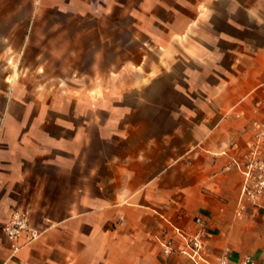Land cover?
I'll list each match as a JSON object with an SVG mask.
<instances>
[{
    "label": "crops",
    "instance_id": "obj_1",
    "mask_svg": "<svg viewBox=\"0 0 264 264\" xmlns=\"http://www.w3.org/2000/svg\"><path fill=\"white\" fill-rule=\"evenodd\" d=\"M0 45V264H264V0H0Z\"/></svg>",
    "mask_w": 264,
    "mask_h": 264
},
{
    "label": "built area",
    "instance_id": "obj_2",
    "mask_svg": "<svg viewBox=\"0 0 264 264\" xmlns=\"http://www.w3.org/2000/svg\"><path fill=\"white\" fill-rule=\"evenodd\" d=\"M254 139L249 145V152L243 162L244 181L241 193L244 197L256 202L264 194V120L254 121L251 124ZM4 232L9 240L15 241L21 234H26L27 241H34L39 233L32 228L29 212L18 211L12 215L4 226ZM16 250L17 247L14 246ZM165 253H171V247L166 245ZM203 241L199 234L186 239L185 249L182 253L186 255L193 264H228L227 259H218L216 263L207 260L203 253ZM241 264H253L250 257H246Z\"/></svg>",
    "mask_w": 264,
    "mask_h": 264
},
{
    "label": "rangeland",
    "instance_id": "obj_3",
    "mask_svg": "<svg viewBox=\"0 0 264 264\" xmlns=\"http://www.w3.org/2000/svg\"><path fill=\"white\" fill-rule=\"evenodd\" d=\"M1 46H2V45H0V50H2V49H1Z\"/></svg>",
    "mask_w": 264,
    "mask_h": 264
}]
</instances>
